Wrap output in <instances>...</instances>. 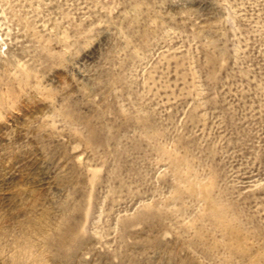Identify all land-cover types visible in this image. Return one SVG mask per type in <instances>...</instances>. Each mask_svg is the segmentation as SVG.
<instances>
[{"label":"rangeland","instance_id":"rangeland-1","mask_svg":"<svg viewBox=\"0 0 264 264\" xmlns=\"http://www.w3.org/2000/svg\"><path fill=\"white\" fill-rule=\"evenodd\" d=\"M0 264H264V0H0Z\"/></svg>","mask_w":264,"mask_h":264}]
</instances>
